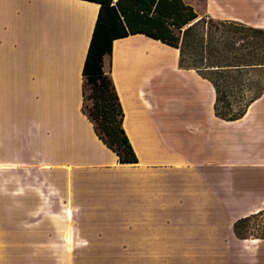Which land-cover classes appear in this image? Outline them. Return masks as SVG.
<instances>
[{"label":"crops","instance_id":"crops-1","mask_svg":"<svg viewBox=\"0 0 264 264\" xmlns=\"http://www.w3.org/2000/svg\"><path fill=\"white\" fill-rule=\"evenodd\" d=\"M184 1L199 15L264 28V0ZM98 9L0 0V264L85 253L264 264V239L233 231L264 209V93L241 117L221 118L214 86L179 66L177 48L142 33L114 39L103 69L137 156L120 163L83 107Z\"/></svg>","mask_w":264,"mask_h":264},{"label":"trees","instance_id":"trees-1","mask_svg":"<svg viewBox=\"0 0 264 264\" xmlns=\"http://www.w3.org/2000/svg\"><path fill=\"white\" fill-rule=\"evenodd\" d=\"M99 9L83 65L94 89L91 113L98 138L112 149L120 163H136L126 136L123 112L103 56L114 39L142 33L179 51V66L192 68L215 89L217 116L233 120L264 93V28L199 15L184 0H92ZM253 74V75H252ZM264 209L233 224L240 239H264Z\"/></svg>","mask_w":264,"mask_h":264},{"label":"rangeland","instance_id":"rangeland-1","mask_svg":"<svg viewBox=\"0 0 264 264\" xmlns=\"http://www.w3.org/2000/svg\"><path fill=\"white\" fill-rule=\"evenodd\" d=\"M194 1V0H193ZM199 7V6H197ZM199 14V13H198ZM203 15V14H200ZM107 71V67H105ZM253 75V74H252ZM93 85L88 79L84 81V111L91 113L94 99ZM22 196L21 194H17ZM4 207V206H3ZM5 208V207H4ZM18 211H22L21 209ZM264 221L262 217L257 222ZM72 256L74 260H72ZM183 254H135V253H85V254H62L63 264H184ZM77 257V261H76ZM176 257V260L174 258ZM255 261L247 257L241 264H256Z\"/></svg>","mask_w":264,"mask_h":264}]
</instances>
